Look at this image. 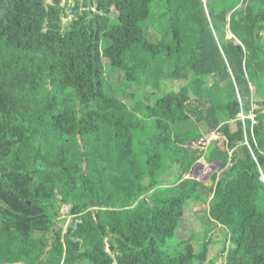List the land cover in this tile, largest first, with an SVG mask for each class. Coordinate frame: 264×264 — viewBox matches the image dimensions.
Returning a JSON list of instances; mask_svg holds the SVG:
<instances>
[{"label":"trees","instance_id":"trees-1","mask_svg":"<svg viewBox=\"0 0 264 264\" xmlns=\"http://www.w3.org/2000/svg\"><path fill=\"white\" fill-rule=\"evenodd\" d=\"M59 5L0 0V264H264V0Z\"/></svg>","mask_w":264,"mask_h":264},{"label":"rangeland","instance_id":"rangeland-1","mask_svg":"<svg viewBox=\"0 0 264 264\" xmlns=\"http://www.w3.org/2000/svg\"><path fill=\"white\" fill-rule=\"evenodd\" d=\"M47 2H51V0H47ZM66 0H63V6L65 4ZM66 12V10H65ZM66 21V19H64ZM105 62H107V60L105 59ZM116 73H112V79H114V81L116 83H120L122 80V76L118 73V71H115ZM127 99L128 102H130L132 104V101L130 100L129 97H125ZM147 101H150V97H145L144 98ZM130 104V105H131ZM256 115V114H255ZM242 118V117H241ZM243 119V118H242ZM202 126L204 127L205 125L202 124ZM206 130V129H205ZM222 138V136L220 134H216L214 131H212L209 135V137L207 138L206 141H201V147L200 150H207L209 151V149H207V146L209 145V143L213 140H216L217 138ZM199 143L197 142H193L190 143L188 148L189 150H193L194 148H197V145ZM206 151V152H207ZM210 157L212 158L211 161L207 160L205 154L201 155L200 153L197 154V157H200V159L198 160V162L196 163L194 169L192 170L191 174L185 175V178L187 177H192L195 178L196 180L204 183L207 186H212L213 184V176L215 174H219L221 175V173L223 171H225V169H222V159H225L226 157H230V153L227 151V149H220V147H216L213 148L210 151ZM169 179V178H168ZM172 177H171V182H172ZM208 210V206L205 204H201V203H194L191 202L190 204L187 205V209H186V214H185V219L184 221L181 223L180 226V230L177 232L176 237L177 238H190L191 236L195 235L197 237H201V234L203 235L205 233V229H206V224L209 223V220H207V216H206V211ZM68 211V207L64 206L61 210L62 214H66ZM208 214V213H207ZM72 218L71 217H67V220L65 221V223L63 224L64 226V233L66 232L68 226L72 225ZM210 225V223H209ZM224 233V232H223ZM221 229L218 228H214L212 231H210L209 236L207 237L206 241H212L213 242L210 244L209 248L210 251L213 252H221L223 244L221 242L222 238L224 237ZM212 238V240L210 239ZM211 255V253H210ZM212 258V257H210ZM219 264H221L219 262Z\"/></svg>","mask_w":264,"mask_h":264},{"label":"built area","instance_id":"built-area-1","mask_svg":"<svg viewBox=\"0 0 264 264\" xmlns=\"http://www.w3.org/2000/svg\"><path fill=\"white\" fill-rule=\"evenodd\" d=\"M240 117H242L241 119L242 120H245V119H251L252 120V128L254 127L255 124H257V119H256V115L254 113V111H250L247 115H245L243 112L240 114ZM201 143V142H200Z\"/></svg>","mask_w":264,"mask_h":264},{"label":"water","instance_id":"water-1","mask_svg":"<svg viewBox=\"0 0 264 264\" xmlns=\"http://www.w3.org/2000/svg\"><path fill=\"white\" fill-rule=\"evenodd\" d=\"M60 7H62V11L64 12L65 11V8H64V6L63 5H59ZM72 9V5H70L69 6V10H71ZM105 203V201H103V202H91V206L92 207H99V206H101L102 204H104ZM80 221L79 220H77L76 221V223L78 224ZM77 224H76V226H75V229L77 228Z\"/></svg>","mask_w":264,"mask_h":264}]
</instances>
